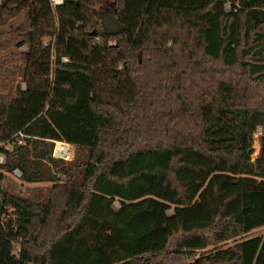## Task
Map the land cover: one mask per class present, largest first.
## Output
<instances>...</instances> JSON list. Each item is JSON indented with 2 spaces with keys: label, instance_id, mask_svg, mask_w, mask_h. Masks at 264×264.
Returning <instances> with one entry per match:
<instances>
[{
  "label": "trees",
  "instance_id": "16d2710c",
  "mask_svg": "<svg viewBox=\"0 0 264 264\" xmlns=\"http://www.w3.org/2000/svg\"><path fill=\"white\" fill-rule=\"evenodd\" d=\"M108 1L0 4L31 27L26 88L0 96V264H264V236L205 252L264 228V0H115V29ZM153 11H199L200 44L186 26V53L159 49ZM17 170L57 182L47 203L5 191Z\"/></svg>",
  "mask_w": 264,
  "mask_h": 264
},
{
  "label": "rangeland",
  "instance_id": "374dc122",
  "mask_svg": "<svg viewBox=\"0 0 264 264\" xmlns=\"http://www.w3.org/2000/svg\"><path fill=\"white\" fill-rule=\"evenodd\" d=\"M51 2L54 4L57 2H61V0H51ZM1 3H3V0H0V4ZM10 7L12 8L13 4H10ZM115 7V0H109L100 9L101 18L106 25L112 23L114 18L113 10L115 9ZM199 13V11H192L190 13H170L168 11L150 12L149 27L156 25V27L159 28L156 37L160 41H155L157 47L161 49L167 46L168 48L174 50L175 44L178 43L180 46V51L186 53V51L188 50V37H185V35L183 34L185 30L182 28L186 26L194 27L195 29H197V34L199 35V37L196 36V38L197 43L200 44V34L202 32L204 21ZM30 28V19L26 9L20 12H9L6 18V23L0 27V96H15L18 93V90H24L26 88L24 74L27 63L25 53L28 51L29 46L27 44H23L20 46V44L23 43L22 41L24 39V35L28 33V31H30ZM173 33L177 35V37L173 38V40L167 41L166 38ZM154 34H156V31ZM49 41V39L45 40L46 43H48ZM189 55L195 56L196 54L194 52H191V54ZM183 57H185V54L183 55ZM226 93H231V90H227ZM261 136L262 128H258L257 132L254 135V153L251 160L253 163H255L260 153ZM66 144L67 143L61 142L54 143L52 157L56 159H61L59 157H62L64 158L62 160L66 162H71L78 156L83 157L84 152L82 150H79L72 145ZM16 147L32 160H39L40 156L44 155L43 151L33 149V147H31L26 141H24L22 145L17 142ZM68 147H70V149H68ZM34 154H36V156H34ZM0 160L3 161L2 163L0 162V170H3L2 167L5 163L6 157L1 152ZM54 173L57 178L60 179V181L64 180L63 174H56V170H54ZM56 184L57 182H25L24 180H22V173L17 170L13 173H6L4 188L5 191L11 195L26 199L36 204H40L47 203L49 195L52 193V190ZM257 236H264V228L257 229L250 234L236 239L221 242L217 245H211L205 250V252H212L217 249H226L228 247L234 246L241 240ZM19 248V245H15L16 253H18ZM200 253L202 254L204 252Z\"/></svg>",
  "mask_w": 264,
  "mask_h": 264
},
{
  "label": "built area",
  "instance_id": "2783aa9c",
  "mask_svg": "<svg viewBox=\"0 0 264 264\" xmlns=\"http://www.w3.org/2000/svg\"><path fill=\"white\" fill-rule=\"evenodd\" d=\"M63 3V0H61V2H57V3H52L54 6H57V5H61ZM100 39L99 38H97V41H99ZM65 61H67V60H65ZM25 138H26V136L22 133V132H19L18 133V143L20 144V145H22L23 144V142L25 141ZM57 148V147H56ZM68 149H70V147H68ZM59 158H61V159H64V158H62V157H59ZM0 162L2 163L3 161H1L0 160Z\"/></svg>",
  "mask_w": 264,
  "mask_h": 264
},
{
  "label": "water",
  "instance_id": "95a60500",
  "mask_svg": "<svg viewBox=\"0 0 264 264\" xmlns=\"http://www.w3.org/2000/svg\"><path fill=\"white\" fill-rule=\"evenodd\" d=\"M117 27V22H115L114 20L112 21L111 24V28L115 29ZM96 34V32H93L92 35L94 36ZM48 159H50V156H47Z\"/></svg>",
  "mask_w": 264,
  "mask_h": 264
}]
</instances>
